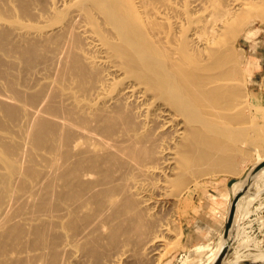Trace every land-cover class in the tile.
Segmentation results:
<instances>
[{"label":"bare ground","instance_id":"6f19581e","mask_svg":"<svg viewBox=\"0 0 264 264\" xmlns=\"http://www.w3.org/2000/svg\"><path fill=\"white\" fill-rule=\"evenodd\" d=\"M254 15L264 0H0V264L148 258L190 181L262 152L236 49ZM263 162L203 264L248 236Z\"/></svg>","mask_w":264,"mask_h":264},{"label":"rangeland","instance_id":"374dc122","mask_svg":"<svg viewBox=\"0 0 264 264\" xmlns=\"http://www.w3.org/2000/svg\"><path fill=\"white\" fill-rule=\"evenodd\" d=\"M254 16L250 20L251 24L247 25V27L258 29V31L253 34L249 41L242 37L237 38L236 49L239 47L243 50L244 47L243 51L246 55L245 67H249L248 63H250V69H252L250 70L251 75L248 73L247 76H249H246L245 79L247 102L251 111V119L262 126V137H264V18L258 15ZM250 55L252 56L250 57ZM260 59H262L263 63L260 62ZM261 93L263 95H260ZM261 146L259 148L262 152L252 151L251 155L249 154L244 160H240L238 174L220 172L203 176L196 182L195 180L190 181L184 187L181 202L178 206L175 209L169 208L165 210L163 214H166L168 217L165 216L171 222L167 239L163 241V244L158 245L154 253L148 255L149 259L142 258L143 262L141 258L136 255L132 256L131 253L130 257L127 256L123 259L122 264H145L147 260H149L147 264L199 263L200 258L204 256L205 245L210 246L215 243L222 232L226 231V224H228L231 212L232 184L241 176V171L254 165L257 160L264 156V142L261 143ZM231 180L233 182L229 185ZM251 184L249 189L257 191L258 186L255 183ZM246 188L247 186L244 187V189ZM229 195L231 196L228 197ZM249 206L251 213L243 224L250 231L245 240L236 242V246L230 255L231 258L236 256L251 257L256 255L255 253L258 251L264 254V191L263 195L252 201ZM170 209L172 210L170 211ZM176 209L178 210L176 211ZM247 245L248 247H246ZM197 250H199L198 253H196ZM201 250L204 251L202 252ZM186 260H189V263L185 262Z\"/></svg>","mask_w":264,"mask_h":264},{"label":"water","instance_id":"95a60500","mask_svg":"<svg viewBox=\"0 0 264 264\" xmlns=\"http://www.w3.org/2000/svg\"><path fill=\"white\" fill-rule=\"evenodd\" d=\"M262 166H264V162L261 163L260 165L256 166L253 170H259ZM233 182V180L230 181L229 185H231ZM241 192L240 191L239 193H237V195L235 196L234 200H233V203H232V208H231V212H230V215H229V219H228V224H227V227H226V231H225V235L226 237L229 236L228 232H229V229L232 225V222H233V219H234V214H235V210H236V205H237V202H238V199L239 197L241 196ZM230 245H231V240L229 239L225 245L223 246L222 250H221V253L219 254L218 258L216 259V261L213 263V264H222L226 254L228 253L229 249H230ZM250 263H257V261H254V260H247L244 262V264H250Z\"/></svg>","mask_w":264,"mask_h":264},{"label":"crops","instance_id":"0c3cea01","mask_svg":"<svg viewBox=\"0 0 264 264\" xmlns=\"http://www.w3.org/2000/svg\"><path fill=\"white\" fill-rule=\"evenodd\" d=\"M260 62L263 63L262 59H260ZM262 68H263V67H262ZM262 68H261V69H262ZM235 244H236V241H235ZM235 244H233L232 248L230 249V251H229V253H228V255H227V258H230L231 261H233V260L236 259V257H235V258H231V257H230L232 250H233L234 247L236 246ZM209 245H210V244H209ZM214 245H215V243H212L210 246L205 245V248H204V249L212 248V247H214ZM196 253H198V250L196 251ZM246 258H250V257H245V259H246ZM251 258H253V257H251ZM254 258H259L258 260H254V261H257V264H264V258H263V257H254ZM242 260H243V259H237V260L233 261V262H234L233 264H244V262H242ZM249 260H250V259H249ZM197 264H203V262L201 261V258H200V260H199V263L197 262ZM250 264H253V263H250Z\"/></svg>","mask_w":264,"mask_h":264}]
</instances>
